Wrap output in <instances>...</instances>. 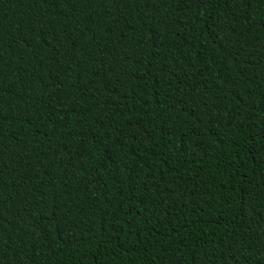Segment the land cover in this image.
<instances>
[{
    "label": "trees",
    "instance_id": "1",
    "mask_svg": "<svg viewBox=\"0 0 264 264\" xmlns=\"http://www.w3.org/2000/svg\"><path fill=\"white\" fill-rule=\"evenodd\" d=\"M0 264H264V0H0Z\"/></svg>",
    "mask_w": 264,
    "mask_h": 264
}]
</instances>
